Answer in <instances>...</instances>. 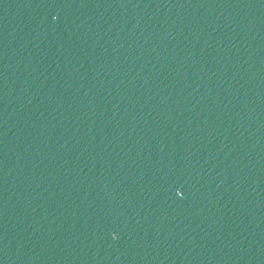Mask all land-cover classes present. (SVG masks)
<instances>
[{
  "label": "water",
  "instance_id": "95a60500",
  "mask_svg": "<svg viewBox=\"0 0 264 264\" xmlns=\"http://www.w3.org/2000/svg\"><path fill=\"white\" fill-rule=\"evenodd\" d=\"M0 264H264V0H0Z\"/></svg>",
  "mask_w": 264,
  "mask_h": 264
}]
</instances>
